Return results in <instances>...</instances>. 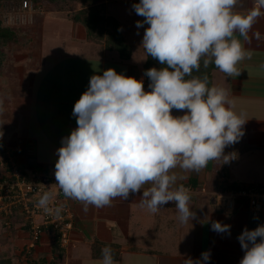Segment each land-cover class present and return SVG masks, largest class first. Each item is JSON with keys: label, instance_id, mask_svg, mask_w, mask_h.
<instances>
[{"label": "clouds", "instance_id": "clouds-1", "mask_svg": "<svg viewBox=\"0 0 264 264\" xmlns=\"http://www.w3.org/2000/svg\"><path fill=\"white\" fill-rule=\"evenodd\" d=\"M240 0H139L132 5L136 27L144 30L141 46L162 67L147 69L143 79L118 74L114 68L90 77L87 90L74 104L77 127L63 137L57 151L55 181L66 198L89 206H111L141 193L140 206L155 214L173 202L181 223L197 219L189 207L190 189L178 180L181 172H199L209 161L223 160L226 146L244 135V114L234 111L228 90L209 86L199 72L214 64L227 77L239 76L237 65L251 58L242 40L264 0H254L247 13ZM122 31V29H118ZM139 34V33H137ZM257 39L260 33H254ZM0 99V112L4 110ZM183 115L174 116L172 110ZM53 192H44L37 207L52 213ZM61 208L54 214L59 216ZM211 230L231 234V225L211 221ZM244 252L239 264H264V224L247 227L237 237ZM100 264H116L113 250H101ZM211 251L200 258L185 256L184 264H208Z\"/></svg>", "mask_w": 264, "mask_h": 264}, {"label": "crops", "instance_id": "crops-1", "mask_svg": "<svg viewBox=\"0 0 264 264\" xmlns=\"http://www.w3.org/2000/svg\"><path fill=\"white\" fill-rule=\"evenodd\" d=\"M111 2L123 11L132 9L139 0H100L105 14ZM254 6V0H240L236 10L247 13ZM45 9L41 8L40 13H17L26 23L38 24V29L34 38L27 36L26 48L9 55L7 52L5 65L0 67V96L4 101L0 124L7 125L0 135V172L4 149L11 150L25 172L55 165L62 138L77 127L72 115L74 104L87 90L92 75H102L109 68L130 77L142 74L144 62L139 70L117 52L88 42L84 27L69 20V11L63 12L55 5ZM33 15H37L35 19L27 18ZM257 32L259 39L254 35ZM248 35V40L240 38L251 53L250 59L237 65L241 74L227 77L219 69L212 73V85L227 89L234 111L244 114V135L225 147L227 162L209 161L199 172L175 170L186 177L177 184L190 189L189 207L197 219L181 223L173 202L155 214L149 212L140 206L142 191L130 194L128 200L116 198L111 206H89L87 211L80 202L70 199L75 224L67 247H60L63 255L57 264H100L105 246L112 248L116 264H184L185 256L198 259L208 250V264H239L244 252L237 237L245 227L252 230L264 224V208L258 219L250 216L245 204L228 216L216 206L213 194L228 184L238 189L264 185V15L257 18ZM9 56L14 60L9 62ZM20 77L28 78L29 83ZM172 114L183 115L175 109ZM211 221L231 225V234L212 231ZM20 224L16 220L8 228L14 227L27 245L29 234ZM0 227L6 226L0 222ZM51 249L45 237L34 252L50 255Z\"/></svg>", "mask_w": 264, "mask_h": 264}, {"label": "built area", "instance_id": "built-area-1", "mask_svg": "<svg viewBox=\"0 0 264 264\" xmlns=\"http://www.w3.org/2000/svg\"><path fill=\"white\" fill-rule=\"evenodd\" d=\"M21 10L32 13L36 7L32 2L25 1ZM2 161L0 222L6 227H11L14 221L19 220L23 226L27 227L29 243L26 253L28 256L36 250L45 237L51 245L59 242L61 248H66L74 229L75 213L70 199L66 198L55 184V165L25 172L18 167L14 155L8 149L3 150ZM44 192L55 193L50 205L53 208L52 213H45L37 207V201ZM202 192L205 193L204 189ZM213 196L216 206L228 216H233L241 204L247 206L253 219H258L263 212L264 185L252 184L239 189L221 190L215 192ZM57 207L61 208L59 216L54 214Z\"/></svg>", "mask_w": 264, "mask_h": 264}, {"label": "trees", "instance_id": "trees-1", "mask_svg": "<svg viewBox=\"0 0 264 264\" xmlns=\"http://www.w3.org/2000/svg\"><path fill=\"white\" fill-rule=\"evenodd\" d=\"M25 1L32 2L36 8L46 5H73L74 10H70L68 13L69 20L74 23L81 24L86 31L87 41L90 43H96L101 45L104 49L110 52H117L123 60L130 59L131 48L125 41L120 29V24L114 18L105 14L104 7L99 4L100 0H0V67L5 59V48L14 43L15 32L12 28H7L4 22V17L11 12H19L22 8V4ZM160 68L162 65L158 61L154 60L146 53V61L142 67V79L144 81V87L146 91H150L148 87L150 81L144 75L145 71L150 68ZM214 64H210L207 69L203 67L201 63V69L199 72L194 71L193 75L201 76L207 74L209 78V86L212 85V73L217 70ZM226 189H238L234 185H225L221 188ZM25 231H28L27 227L23 226ZM31 252V258L33 263L31 264H57V261L62 257L63 253L60 249L59 242L52 245L50 255L53 259L49 260V254ZM0 264H9L8 261L0 259Z\"/></svg>", "mask_w": 264, "mask_h": 264}, {"label": "rangeland", "instance_id": "rangeland-1", "mask_svg": "<svg viewBox=\"0 0 264 264\" xmlns=\"http://www.w3.org/2000/svg\"><path fill=\"white\" fill-rule=\"evenodd\" d=\"M45 7H47V5L36 8V10L32 13H35L37 10L40 13L42 11V10H40L41 8L43 9V11L46 10ZM55 7L57 9L63 10V12L74 10L73 5H72V7L70 5L68 7L63 6V5H59V6H55ZM117 8L118 7H116V5L111 2L106 7V9H107L106 14L108 16L116 19L117 21H119L123 25L122 31H121L122 35H123L125 41H127V44L131 48L130 59H126V60L127 61L130 60L129 63H131L132 65L133 64L137 65V68L139 69L141 64L146 61V51L141 46V42H142L144 30L148 27V25L145 24L144 27L138 29L136 27V21L137 20L142 21L144 18L136 15V13H134L135 11L133 9L125 8L122 11V10H119ZM17 13L18 12H11V13H8L7 15H5V17H4V22H5L6 27L12 28L16 34V36H15L16 42L14 41V43H12L11 45H9L8 47L5 48V54H7V52H8L7 55H9L10 53L16 52L18 50V48L19 49L26 48V46H25L26 41H29V38L27 36L34 38V36L36 35V31L38 29V24L30 25L29 23H26L24 21L26 19L21 18L20 15ZM21 16L25 17V14H21ZM36 16L35 15H33L31 17L28 16L27 18L29 20H33L36 18ZM137 33H139V34H137ZM25 37H26V39H25ZM9 58H10L9 62L11 60H14L13 56L12 57L9 56ZM4 60H6V59H4ZM5 62L3 61V66L5 65ZM9 73L11 74L12 72L9 71ZM138 74H140V72ZM138 76L139 77L136 78V75H133V77H135L136 79L142 78V74H141V76L140 75H138ZM20 78H21L22 82H25V84H26V82L29 83L28 78H25V77H20ZM16 87H17V85H16ZM1 93H3V92H1ZM0 99H1V96H0ZM6 126L7 125L2 124V122H1V124H0V135L4 134L3 132L6 130ZM20 225H22V223ZM13 228L14 227H12V229L9 230L8 227H5V228L0 227V259L2 258L5 261H8L9 264H31V263H33V259L31 258V256H28L26 253V246L28 244L27 245L24 244L25 243V242H23L24 239H22V237L18 236L16 234V232L13 231ZM33 255H35V253H33Z\"/></svg>", "mask_w": 264, "mask_h": 264}]
</instances>
